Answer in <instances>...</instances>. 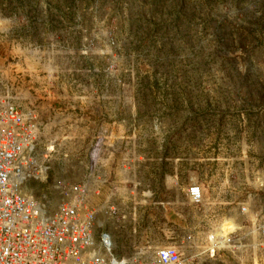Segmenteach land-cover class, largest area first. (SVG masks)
I'll use <instances>...</instances> for the list:
<instances>
[{"label": "rangeland", "instance_id": "1", "mask_svg": "<svg viewBox=\"0 0 264 264\" xmlns=\"http://www.w3.org/2000/svg\"><path fill=\"white\" fill-rule=\"evenodd\" d=\"M0 98L38 116L39 153L54 146L49 183L27 188L50 206L59 180L97 206L118 188H202L198 205L111 225L119 258L264 264V0H0Z\"/></svg>", "mask_w": 264, "mask_h": 264}, {"label": "built area", "instance_id": "2", "mask_svg": "<svg viewBox=\"0 0 264 264\" xmlns=\"http://www.w3.org/2000/svg\"><path fill=\"white\" fill-rule=\"evenodd\" d=\"M38 116L24 111L8 98H0V264H187L176 248H158L150 261L144 252L119 258L111 225L129 217L136 222L138 205L126 214L118 205H94L88 184L56 181L52 190L60 200L54 205L27 192L30 181L49 183L53 144L39 153ZM102 151L97 141L90 153L92 170ZM99 194V193H97ZM192 202L203 201L199 186L189 188ZM242 213L247 208L241 209ZM101 214L104 218L101 219ZM136 227L133 233H136ZM264 237V225L261 229ZM210 250L216 254V245ZM213 253H212V252Z\"/></svg>", "mask_w": 264, "mask_h": 264}, {"label": "crops", "instance_id": "3", "mask_svg": "<svg viewBox=\"0 0 264 264\" xmlns=\"http://www.w3.org/2000/svg\"><path fill=\"white\" fill-rule=\"evenodd\" d=\"M171 192L174 193L176 191V187L174 186H163L159 188H148V187H125L118 188L115 191H111L110 195L104 199V205L109 202V205H198L192 202V199L189 195V189L185 192V196L183 199H177L173 197H168L166 199H161L156 197L157 192ZM168 221L163 224V227H166L168 231V236L174 235L175 227V214H170V209L167 211ZM170 231L172 233H170ZM151 236V235H147ZM148 239V237H146ZM151 241H157L154 237L149 238ZM167 240L172 241L174 238L168 237ZM143 252V250H141ZM210 252V251H209ZM234 254L235 251H229ZM211 256V253H210ZM188 264V263H187Z\"/></svg>", "mask_w": 264, "mask_h": 264}, {"label": "bare ground", "instance_id": "4", "mask_svg": "<svg viewBox=\"0 0 264 264\" xmlns=\"http://www.w3.org/2000/svg\"><path fill=\"white\" fill-rule=\"evenodd\" d=\"M227 235H230V231L229 230H225L223 233H222V236H227Z\"/></svg>", "mask_w": 264, "mask_h": 264}]
</instances>
